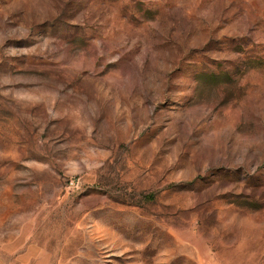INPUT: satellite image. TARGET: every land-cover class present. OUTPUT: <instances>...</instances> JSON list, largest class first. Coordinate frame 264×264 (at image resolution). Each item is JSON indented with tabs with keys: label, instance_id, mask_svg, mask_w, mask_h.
Instances as JSON below:
<instances>
[{
	"label": "rangeland",
	"instance_id": "obj_1",
	"mask_svg": "<svg viewBox=\"0 0 264 264\" xmlns=\"http://www.w3.org/2000/svg\"><path fill=\"white\" fill-rule=\"evenodd\" d=\"M0 264H264V0H0Z\"/></svg>",
	"mask_w": 264,
	"mask_h": 264
}]
</instances>
